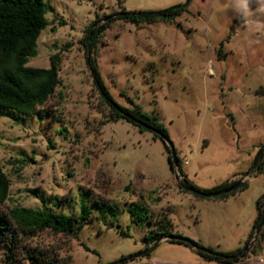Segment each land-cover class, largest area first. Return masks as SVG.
<instances>
[{"label": "rangeland", "instance_id": "374dc122", "mask_svg": "<svg viewBox=\"0 0 264 264\" xmlns=\"http://www.w3.org/2000/svg\"><path fill=\"white\" fill-rule=\"evenodd\" d=\"M43 1L47 23L25 64L45 67L57 55V82L32 113L0 114V166L8 179L0 210L43 206L76 214L83 201L90 213L75 236L42 229L15 246L0 243V264H31L26 247L39 250L36 264H106L144 249L141 236L160 229L215 251L247 245L233 264H264V226L250 231L264 171L243 175L264 145V13L255 0L247 17L231 0ZM176 3L184 7L172 19L115 18L90 52L83 44V28L95 16ZM87 53L115 103L156 116L176 167L148 130L111 119ZM179 171L200 188L239 176L246 185L222 198L197 197L178 187ZM100 199L117 205L114 215L94 208ZM133 203L144 210L130 215ZM114 264L222 263L163 236Z\"/></svg>", "mask_w": 264, "mask_h": 264}, {"label": "trees", "instance_id": "16d2710c", "mask_svg": "<svg viewBox=\"0 0 264 264\" xmlns=\"http://www.w3.org/2000/svg\"><path fill=\"white\" fill-rule=\"evenodd\" d=\"M46 7L47 5L43 0H0V114L9 115L14 119L18 114L32 113L35 106L40 105L53 91L57 82V55H51L48 59V66L45 67L25 64L27 58L36 53L35 39L47 23L44 17ZM183 7L184 3H176L155 10L120 9L121 13L113 17H107L109 14L95 16L84 26L81 39L87 52H90L102 30L115 18L135 23L169 20L178 15ZM85 59L93 85L100 99L107 105L111 119L122 118L137 126L139 130H148L152 138H158L162 141L167 151V146L161 138V135L167 138L166 131L156 121V116L141 111L137 105L124 107L115 103L100 80L93 57L87 53ZM153 129L157 132H154ZM166 159L168 161V154H166ZM168 165L173 169L169 162ZM260 171H264V145L257 146L248 171L243 175L248 172ZM179 174L178 187L194 196L203 198H222L246 185V178L239 176L207 188H200L192 184L180 171ZM7 186L8 179L0 166V203L7 195ZM92 204L99 213L106 212L114 215L117 210L115 203L104 199L92 200ZM137 208L144 210V207L137 203L130 204L126 209L130 215H133ZM89 213V207L83 201L79 202L76 214L55 212L43 206L16 205L6 211L0 210V243L6 247H12L15 246L18 238H28L37 230L42 229L75 236L82 222L89 218ZM262 217H264V191L254 201L251 232L254 231L256 224ZM263 226L264 220L260 227ZM163 236L169 241L188 245L198 255L222 264H233L240 259L237 252L240 251L241 247L228 251H215L210 246H203L167 229L148 231L141 236V242L145 248H148L149 245H154ZM149 250L145 252V255L148 254ZM24 251L27 260L31 264H36V259L41 255L39 250L34 247H26ZM4 256H7V253ZM123 260V257H120L106 264H114ZM4 262L8 264L5 259ZM98 264L104 263L99 262Z\"/></svg>", "mask_w": 264, "mask_h": 264}, {"label": "water", "instance_id": "95a60500", "mask_svg": "<svg viewBox=\"0 0 264 264\" xmlns=\"http://www.w3.org/2000/svg\"><path fill=\"white\" fill-rule=\"evenodd\" d=\"M186 1H187V0H186ZM120 13H121V11H117V12H114V13L109 14L107 17H113V16L118 15V14H120ZM153 131H154V132H157V130H155V129H153ZM161 138H162L163 142H164V143L166 144V146H167V154H168V161H167V162H169L170 165H171V167L174 168V167L177 166V160H176V157H175L174 151H173V149H172V146H171L169 140H168L165 136L161 135ZM263 220H264V217H262V218L258 221V223L256 224V226H255V228H254V235L258 232V230H259V228H260V226H261ZM246 247H247V245H244V246L242 247L240 254L246 249ZM146 249H147V248H144V249H142V250H140V251H138V252H136V253H134V254H131V255L125 256V257H123V259H127V258H130V257H135V256H137V255H140V254H142L143 251H145Z\"/></svg>", "mask_w": 264, "mask_h": 264}, {"label": "clouds", "instance_id": "9594fccd", "mask_svg": "<svg viewBox=\"0 0 264 264\" xmlns=\"http://www.w3.org/2000/svg\"><path fill=\"white\" fill-rule=\"evenodd\" d=\"M233 10L241 17H247L252 13L253 0H231ZM256 11L264 13V0H255Z\"/></svg>", "mask_w": 264, "mask_h": 264}, {"label": "flooded vegetation", "instance_id": "af4514ba", "mask_svg": "<svg viewBox=\"0 0 264 264\" xmlns=\"http://www.w3.org/2000/svg\"><path fill=\"white\" fill-rule=\"evenodd\" d=\"M241 249H242V247L240 248V251L239 252H237V255H240L241 256V254H243V252L245 251H243L241 254H240V252H241Z\"/></svg>", "mask_w": 264, "mask_h": 264}]
</instances>
